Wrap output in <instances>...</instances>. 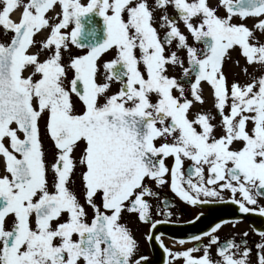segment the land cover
I'll use <instances>...</instances> for the list:
<instances>
[{"label":"snow or ice","instance_id":"1","mask_svg":"<svg viewBox=\"0 0 264 264\" xmlns=\"http://www.w3.org/2000/svg\"><path fill=\"white\" fill-rule=\"evenodd\" d=\"M164 188L264 218V0H0V264H150ZM223 223L163 264H264Z\"/></svg>","mask_w":264,"mask_h":264},{"label":"flooded vegetation","instance_id":"2","mask_svg":"<svg viewBox=\"0 0 264 264\" xmlns=\"http://www.w3.org/2000/svg\"><path fill=\"white\" fill-rule=\"evenodd\" d=\"M209 2H212V0H209ZM214 4L216 1H213ZM247 24L249 27L252 25V21L248 20ZM183 30V29H182ZM40 34L37 35V37ZM36 37V39H37ZM72 54H79V50L77 49H72ZM232 59L228 60L224 66L229 67L232 64L237 63L239 61V55L236 52L231 53ZM108 56H105L104 59H108ZM233 78H235L237 81L244 83L247 80V77L243 74V72L239 73L238 75L233 73V75L229 78V81H231ZM75 102V101H74ZM40 130H41V139L43 141L45 150H46V159L51 162L53 159V149L51 146L50 141L47 139L45 135V124L44 120L40 121ZM7 144V142L5 141ZM162 197H167L170 199V203L174 205L171 208V216L168 217V220L166 223L170 224H176V223H184L186 221V215H188V209L185 207L184 203L179 201L178 199L172 198V194L168 192L167 188H164L162 190ZM227 199V196H226ZM155 201H153L154 205V210H155ZM210 204H221L220 202H213ZM207 213L209 212L208 209H206ZM191 218L193 219L196 216H199L200 214L204 213V210L199 209V208H194L193 210H190ZM157 219L164 220L165 217L163 215L156 217ZM126 221L128 223L129 228L132 230L138 244H139V252L141 255L147 257L149 259L150 264H163V249H161L160 244L162 243L165 247H167L170 251H176L177 248L171 246L170 243L166 242L165 240L160 239L157 244L151 245L150 241L146 240L144 237L148 232V226L147 225H138L134 219L131 217L126 216ZM186 223V222H185ZM233 227L232 232L234 233L236 230L242 229V233L246 231L247 226L251 227L249 223L244 222V221H236L231 224ZM252 228V227H251ZM188 248V247H187ZM186 249V248H184ZM183 250V249H182Z\"/></svg>","mask_w":264,"mask_h":264},{"label":"rangeland","instance_id":"3","mask_svg":"<svg viewBox=\"0 0 264 264\" xmlns=\"http://www.w3.org/2000/svg\"><path fill=\"white\" fill-rule=\"evenodd\" d=\"M65 59H67V56H65ZM225 73H226V71H225Z\"/></svg>","mask_w":264,"mask_h":264},{"label":"bare ground","instance_id":"4","mask_svg":"<svg viewBox=\"0 0 264 264\" xmlns=\"http://www.w3.org/2000/svg\"><path fill=\"white\" fill-rule=\"evenodd\" d=\"M18 13V15L17 16H19V12H17ZM15 18V17H14Z\"/></svg>","mask_w":264,"mask_h":264}]
</instances>
